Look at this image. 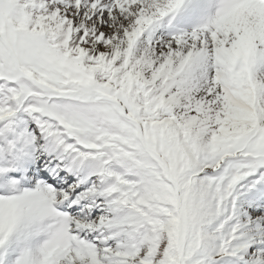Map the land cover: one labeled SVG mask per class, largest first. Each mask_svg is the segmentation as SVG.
I'll return each mask as SVG.
<instances>
[{
	"label": "snow or ice",
	"instance_id": "obj_1",
	"mask_svg": "<svg viewBox=\"0 0 264 264\" xmlns=\"http://www.w3.org/2000/svg\"><path fill=\"white\" fill-rule=\"evenodd\" d=\"M0 264H264V0H0Z\"/></svg>",
	"mask_w": 264,
	"mask_h": 264
}]
</instances>
